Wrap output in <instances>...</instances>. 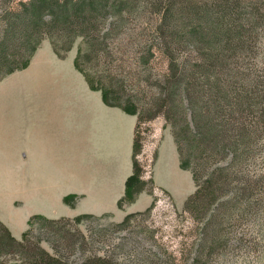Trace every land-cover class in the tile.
<instances>
[{"label": "rangeland", "instance_id": "obj_1", "mask_svg": "<svg viewBox=\"0 0 264 264\" xmlns=\"http://www.w3.org/2000/svg\"><path fill=\"white\" fill-rule=\"evenodd\" d=\"M139 1V12L127 15L124 20L119 18L123 23L122 28L116 25L118 19L110 17L107 20L106 29L109 34L107 33L106 41L113 43V40L119 38L125 43V47L111 48L114 58L102 56L101 62H115V59L121 57L130 59L135 55V51L127 49L133 40L132 35L136 36L139 42L142 43L143 40V44H148L146 51L155 52V57L151 58L154 59L152 70L157 77H161L170 69L172 59L176 63L175 66L188 68L194 59L203 61L209 52L207 47H215L214 50L224 51L229 56L226 65L213 70L220 81L247 86L252 97L263 91L264 0H238L239 11H242V18L238 21L241 24L240 34L247 45L243 50L236 51L222 50L221 46L216 45L207 46L203 36L208 29L207 15L215 19L220 13L223 14L225 6L215 4V1L228 4L227 0ZM229 1L235 3L237 0ZM162 3L165 6L159 5ZM195 9H201L202 12H195ZM163 17H167L165 24ZM83 43L84 36L81 34L75 36L70 43L44 38L26 66L0 79V97L24 94L23 77L25 74L27 78L31 75L38 77L39 68H35L31 62L45 56L46 49L52 48L61 58H73V64L76 65V58ZM101 51L104 52L103 49ZM86 63L87 70L91 69V65L97 64L94 60L92 64L89 61ZM96 67L95 65V69ZM66 71L65 67L57 69L48 66L50 75L46 76L53 81L54 86L62 85L61 94L65 96L69 93V87L64 86L67 80L64 78ZM79 71L85 76L84 72L80 69ZM204 75L208 80L209 76ZM13 78H19L22 85L16 89L10 87L9 81ZM257 97L255 98L259 102L255 99L254 108L262 113L257 118V112H252L249 117L255 127L252 126L254 132L251 151L241 158V162L236 159L235 166L238 167H235V175L232 174L237 186V200L245 209L243 211L235 207L228 211L226 208L221 224L217 221L208 227H203L197 218L185 210V201L195 192L197 184L191 167L181 165L178 146L180 163L175 167H172L171 163L167 166L163 156L159 158V148L166 143L167 133L171 130L174 136L172 123L162 115L150 121H141L139 124L142 145L136 157L141 167L143 187L134 198L123 197L118 202L120 208L127 211L123 215L88 209L81 194L66 195L68 190L65 180L55 181L54 177L51 182L42 181L38 166L25 162L20 121L17 133L21 135L16 138V147H10L11 152L2 151L0 148V221L18 240H23L25 232L28 239H24L26 243L20 251H0V264L23 261L26 247L40 253L43 248L73 264L95 256L106 257L119 264H264V94ZM5 111L6 109L0 111V125L9 123ZM10 143L12 142L7 135L0 139V147ZM216 158L209 161L208 167L218 164L225 166L233 161L230 155L227 158ZM180 166L191 174L190 189L188 175L184 178L183 174L178 172ZM174 168L176 169L173 170ZM183 182L186 183L187 189L181 191ZM233 185L232 183V187ZM31 189H36V193H41V189L44 195L55 199L43 196V202L36 201L35 197L30 195L33 193ZM141 191L151 196V202L141 200ZM185 191L188 195L182 200L180 196ZM233 192L234 190H231L223 200H234ZM256 199H260L258 204ZM248 200H251L252 206H246ZM50 202L60 209L58 211L68 210L75 215L51 216L44 213L40 207L52 211ZM130 214L132 215L129 216Z\"/></svg>", "mask_w": 264, "mask_h": 264}, {"label": "trees", "instance_id": "obj_2", "mask_svg": "<svg viewBox=\"0 0 264 264\" xmlns=\"http://www.w3.org/2000/svg\"><path fill=\"white\" fill-rule=\"evenodd\" d=\"M139 3V0H0V79L26 66L44 38L70 43L75 36L83 35L84 43L76 58V65L85 73L91 88L102 91L105 103L137 114L134 172L127 180L124 197L134 198L143 187L141 167L136 157L142 145L139 124L162 115L172 123L181 165L191 167L197 184L195 192L185 201V210L197 218L203 227L217 221L221 224L226 208L228 211L235 207L243 211L245 209L237 200L235 191L237 186L234 173L237 170L235 167H238L235 163L236 159L241 162L242 157L251 151L254 124L249 117L252 112H257V118L260 117L262 111L254 108V101L257 96L264 94V89L255 98L249 94L247 86L220 81L213 70L226 65L229 56L224 51L214 50L215 47H207L209 52L203 61L193 58L194 62L188 68L175 66L172 59L170 69L157 77L152 70L154 59L151 58L155 57V52L150 48V51H146L148 44H143V40L139 42L132 35L133 40L127 49L135 51V55L130 59L121 57L115 59V62H101L102 56L114 58L111 48L125 47L119 38L113 40V43L106 41L109 34L106 29L107 20L110 17L118 19L116 25L122 28L120 19L124 20L127 15L139 12ZM216 3L225 8L223 14L220 13L215 19L206 14L208 29L203 36L207 46H221L222 50H243L247 44L240 34L241 24L238 21L242 18V11H239V1ZM159 5L165 6L164 3ZM195 12L201 13L202 10L195 9ZM166 19L163 17L164 24ZM92 60L97 64L87 70L86 61L92 64ZM204 74L209 76V81ZM229 155L233 160L231 163L208 167L211 159L227 158ZM231 190H234L235 199L223 200ZM256 200L258 204L260 199ZM250 202L248 200L246 206H252ZM24 235L23 240H18L0 221V251H20L26 243L24 239H28L26 232ZM41 249L40 253L26 247L24 260L14 264H73ZM113 262L112 259L95 256L79 264H119Z\"/></svg>", "mask_w": 264, "mask_h": 264}, {"label": "crops", "instance_id": "obj_3", "mask_svg": "<svg viewBox=\"0 0 264 264\" xmlns=\"http://www.w3.org/2000/svg\"><path fill=\"white\" fill-rule=\"evenodd\" d=\"M46 50L45 56L31 62L39 68L38 77L24 75V94L0 97V111L6 109L9 118L7 125H0V139L7 135L12 142L0 148L11 152L10 147H16L22 121L23 156L25 162L38 166L42 181L51 182L54 177L55 181L65 180L66 195L81 194L88 209L123 215L127 211L122 210L118 202L126 195L127 180L134 169L137 114L105 103L102 91L91 88L84 74L73 64V58H61L52 48ZM48 66L65 67L69 72L66 71L64 77L67 79L64 86L69 87L67 96L61 94L62 85L54 86L53 81L46 78L50 75ZM21 85L19 78L9 81L13 89ZM166 139L159 148V158L163 156L167 166L171 163L175 167L180 160L171 130ZM178 172L184 178L188 175L190 189V172L181 166ZM180 189H187L186 183L183 182ZM31 191L36 201L43 202V196L47 197L41 189V193H36V189ZM187 195L186 191L182 192L180 199H186ZM140 198L147 203L151 200V196L142 191ZM50 205L52 211L40 208L51 216L75 215L68 210L58 211L60 209L51 202Z\"/></svg>", "mask_w": 264, "mask_h": 264}]
</instances>
